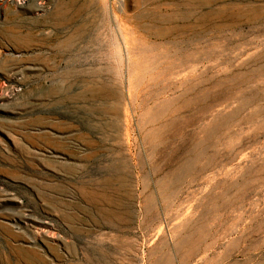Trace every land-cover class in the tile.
Returning a JSON list of instances; mask_svg holds the SVG:
<instances>
[{
    "label": "rangeland",
    "instance_id": "rangeland-1",
    "mask_svg": "<svg viewBox=\"0 0 264 264\" xmlns=\"http://www.w3.org/2000/svg\"><path fill=\"white\" fill-rule=\"evenodd\" d=\"M0 264H264V0H0Z\"/></svg>",
    "mask_w": 264,
    "mask_h": 264
}]
</instances>
